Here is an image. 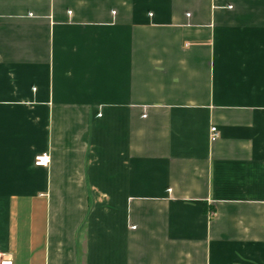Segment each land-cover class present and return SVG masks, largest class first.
I'll return each instance as SVG.
<instances>
[{
    "label": "crops",
    "instance_id": "0c3cea01",
    "mask_svg": "<svg viewBox=\"0 0 264 264\" xmlns=\"http://www.w3.org/2000/svg\"><path fill=\"white\" fill-rule=\"evenodd\" d=\"M0 252L264 264V0H0Z\"/></svg>",
    "mask_w": 264,
    "mask_h": 264
},
{
    "label": "built area",
    "instance_id": "2783aa9c",
    "mask_svg": "<svg viewBox=\"0 0 264 264\" xmlns=\"http://www.w3.org/2000/svg\"><path fill=\"white\" fill-rule=\"evenodd\" d=\"M220 135L216 127L211 129V142L218 141ZM35 164L37 167H48L50 164V157L48 154H42L36 157ZM0 264H15V259L12 256L0 252Z\"/></svg>",
    "mask_w": 264,
    "mask_h": 264
}]
</instances>
